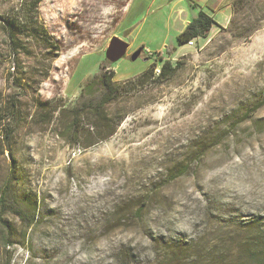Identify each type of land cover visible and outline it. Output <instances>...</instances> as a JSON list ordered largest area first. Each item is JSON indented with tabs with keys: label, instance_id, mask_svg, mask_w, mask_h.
Masks as SVG:
<instances>
[{
	"label": "rangeland",
	"instance_id": "obj_1",
	"mask_svg": "<svg viewBox=\"0 0 264 264\" xmlns=\"http://www.w3.org/2000/svg\"><path fill=\"white\" fill-rule=\"evenodd\" d=\"M148 1L41 0L38 22L56 48L19 38L24 70L37 78L48 69L34 95L50 112L42 117L26 98L12 155L0 156V190L12 158L17 197L37 216L25 229L5 215L16 235L7 250L0 241V264L264 261V105L246 114L264 103V0H226L227 25L180 46L184 16ZM15 3L0 0V14ZM112 36L128 44L114 63L105 58ZM7 58L0 28L5 93ZM158 58L181 65L105 107L108 121L97 123L112 135L88 146L107 132L90 113L68 128L69 110L99 90L101 72L124 85Z\"/></svg>",
	"mask_w": 264,
	"mask_h": 264
},
{
	"label": "trees",
	"instance_id": "obj_2",
	"mask_svg": "<svg viewBox=\"0 0 264 264\" xmlns=\"http://www.w3.org/2000/svg\"><path fill=\"white\" fill-rule=\"evenodd\" d=\"M2 1L16 2L10 9L6 10L3 15L0 14V28L4 34V43L8 48V58L5 61H8L7 63L11 65L6 71L4 78V82L9 91L6 93L0 91V156L7 152L11 157V144L22 116L23 101H25L26 98H30L37 106L40 115L43 113L41 115L42 117L47 116L50 112L48 103L42 102L38 98H35L36 95H34L37 92L38 85L48 76V69L37 78H34L33 73L24 70V67L20 64L19 53L21 52L18 49L22 48L25 50L27 46L22 44L19 38L24 36L28 38V41L35 42V44L41 42L51 48H56V44L52 36H50L44 30L43 25L38 22L37 9L41 0ZM191 6L195 7L197 4L191 1ZM233 10L236 12L235 8H233ZM229 23V26L233 24V26L235 25V29L237 28L234 20L230 19ZM214 25H217V23L211 15L201 9L198 10L196 16L190 19L185 28L176 36L177 45H185L198 38H205ZM24 50L21 54L24 53ZM167 50V52L170 53L172 50H175V48L168 47ZM157 60V65H159L158 74L154 72L155 65L151 64L149 68L139 75L132 77L131 80L125 82L124 85L112 80L114 77L113 71L105 70L101 72L98 78L99 90L94 93L93 91H89L86 101L77 104L69 110L68 117L71 121L68 124V128L71 126L74 128L78 127L82 124L81 120L89 117L88 114L90 113V117L94 119L91 125L95 129L102 127L106 129L107 132L104 136H97V140L91 141L88 146L112 135L114 127L108 126V122L106 126L98 124L103 123V121H108L106 120L105 107L115 101L122 93L128 92L147 81L152 80L154 82H159L163 79H168L174 75L181 65L179 60L175 63H172L168 59L158 58ZM95 81V79L92 80L82 88L80 98L85 95L86 91ZM262 105H264L262 102L256 103V105L247 110L248 112L246 114L251 112V110L256 111ZM47 122H50V118ZM10 161L8 177L5 179L0 190V241L5 250L12 247L14 244L13 237L16 235L14 229L5 221V215L10 214L15 216L24 224L25 229L30 228L37 222L35 212L27 211L17 197L13 184L16 180L13 166L14 159L10 158ZM255 264H264V261H259Z\"/></svg>",
	"mask_w": 264,
	"mask_h": 264
},
{
	"label": "crops",
	"instance_id": "obj_3",
	"mask_svg": "<svg viewBox=\"0 0 264 264\" xmlns=\"http://www.w3.org/2000/svg\"><path fill=\"white\" fill-rule=\"evenodd\" d=\"M133 1L134 0H130L129 7L132 5ZM191 1L196 3L197 6H191ZM162 3L163 2H160V0L148 1L149 6H156L155 8L157 9L162 8V6H168V11L171 14L175 13L176 15L184 16L182 26L178 33L185 28L189 20L195 17L200 9L211 15L215 19L217 25L219 24L220 26L227 25L230 18V7L226 0H166L165 5ZM155 51L161 52V48L155 49Z\"/></svg>",
	"mask_w": 264,
	"mask_h": 264
},
{
	"label": "water",
	"instance_id": "obj_4",
	"mask_svg": "<svg viewBox=\"0 0 264 264\" xmlns=\"http://www.w3.org/2000/svg\"><path fill=\"white\" fill-rule=\"evenodd\" d=\"M127 47H128L127 42H125L124 40L120 39L117 36H112L105 50L106 60H108L110 63H114L118 61L120 58H122L125 55ZM140 54H141V49L138 48L130 55V59L135 60L140 56ZM144 60H147V58H144Z\"/></svg>",
	"mask_w": 264,
	"mask_h": 264
},
{
	"label": "built area",
	"instance_id": "obj_5",
	"mask_svg": "<svg viewBox=\"0 0 264 264\" xmlns=\"http://www.w3.org/2000/svg\"><path fill=\"white\" fill-rule=\"evenodd\" d=\"M192 43H193V41H190V42H188V45H192ZM145 52L149 56L152 55V53L148 49H146ZM154 72H155V74H158L159 73V67L154 68Z\"/></svg>",
	"mask_w": 264,
	"mask_h": 264
}]
</instances>
